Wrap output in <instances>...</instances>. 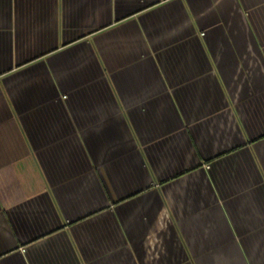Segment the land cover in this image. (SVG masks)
<instances>
[{
    "label": "crops",
    "instance_id": "obj_1",
    "mask_svg": "<svg viewBox=\"0 0 264 264\" xmlns=\"http://www.w3.org/2000/svg\"><path fill=\"white\" fill-rule=\"evenodd\" d=\"M0 264H264V0H0Z\"/></svg>",
    "mask_w": 264,
    "mask_h": 264
}]
</instances>
